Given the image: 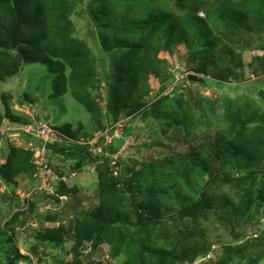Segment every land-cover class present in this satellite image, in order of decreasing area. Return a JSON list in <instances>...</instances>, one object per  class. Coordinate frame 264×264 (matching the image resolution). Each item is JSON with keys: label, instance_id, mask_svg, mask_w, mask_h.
I'll use <instances>...</instances> for the list:
<instances>
[{"label": "trees", "instance_id": "obj_1", "mask_svg": "<svg viewBox=\"0 0 264 264\" xmlns=\"http://www.w3.org/2000/svg\"><path fill=\"white\" fill-rule=\"evenodd\" d=\"M80 1L0 0V79L15 76L23 60L53 64V58L62 57L75 76L82 73L79 78L81 88L75 92V97L89 113L94 114L97 105L93 97L86 93L85 86L102 74L107 87L108 120L115 124L122 113L131 116L132 120L125 128L127 134L142 127L143 121L150 117L168 120L171 125L175 122L177 127L173 133L178 136L183 125H188V105H180L181 110H178L174 97L180 90V84L190 80L188 77L180 79L168 90L173 78L166 73L162 79L161 73L167 64L160 55L162 51L171 53L174 49L184 48L186 52L182 58H186L189 66L197 65V73L210 76L218 85H228L245 78L240 53L253 50L264 41V0H91L88 13L100 33L101 51H117L113 53L115 63L111 76L100 65L101 59L91 65L85 42L74 36L70 6L72 3L78 5ZM200 11L205 13L204 17L199 16ZM9 49L20 52L13 58ZM46 49L50 52L49 58L45 55ZM152 76L160 80L162 88L160 95L148 104L143 101V96L150 92ZM199 85L202 87L206 83ZM167 103L169 109L172 107L168 112L165 111L166 106L161 108ZM245 108L239 110L237 102L232 106L237 114L231 119L229 139L221 146L223 136L215 138L213 144L219 150L218 155H214L205 167L211 174L221 171L218 161L224 156L232 159L233 167L253 168L252 174L237 180L248 187L244 193L238 194L241 197L238 205L230 201L215 203L206 194L195 198L199 195L197 182H190L178 168L166 174V167L170 166L167 160L153 162V175L150 176L156 181H151L154 179L151 178L148 187L136 190L133 179L127 184L125 180L121 183L112 176L110 157H95L88 147L76 142L67 144L68 140H63L46 145L48 167L58 179L52 182V195L41 193L56 204H61L63 198L75 199L77 203L65 205L70 212L77 210L82 206L76 198L79 186L68 184L64 180L65 166L54 161L70 160L76 167L78 163L88 166L104 161L105 165L98 167L99 203L92 212H82L80 218L67 227H50L42 223L40 229L34 230L33 237L53 248L62 246L68 237L74 241L71 250L73 260L57 259L58 264H86L83 249L87 242L92 244V251L104 244L109 245L111 259L122 257V264H194L199 257L210 252L213 240L206 236L207 222L217 210H223V216L236 219V224H249L247 226L255 235L242 245L227 246L217 264L239 262L240 253H246L254 246H264V229L255 226L259 222L256 212L263 204L264 192L261 189L258 192L257 187L260 186L254 187L253 177L254 170L260 167L257 165L258 156L264 154V110L254 109L251 104L248 109ZM6 117L11 120L17 118L8 104ZM197 129L195 125L193 131L197 132ZM58 131L67 138L74 137L67 130ZM80 134L92 138L88 131L81 130ZM28 137L32 139L31 135ZM6 145L7 153L0 164V178L14 189L22 180L27 181L25 188L37 186L34 152L14 147L7 141ZM119 147L110 146L108 150L114 155ZM135 180L138 181V178ZM184 186L189 189V192L185 190L188 194L181 190ZM2 197L9 201L17 199L14 192ZM20 215L26 214L19 212L12 215L8 225L17 223ZM55 216L45 214L41 219L54 224L57 220ZM259 247L254 257H249L250 263L255 257L260 259L264 255V250ZM33 251L36 253V248ZM21 258L19 254L7 258L1 253L0 264H17Z\"/></svg>", "mask_w": 264, "mask_h": 264}, {"label": "rangeland", "instance_id": "obj_2", "mask_svg": "<svg viewBox=\"0 0 264 264\" xmlns=\"http://www.w3.org/2000/svg\"><path fill=\"white\" fill-rule=\"evenodd\" d=\"M90 1L82 0L78 2V5H73L71 2L70 18L75 28L74 36L85 42L86 53H89L88 61L91 65H95L101 59L100 65L113 76L115 63L113 53L117 51H101L100 33L88 13ZM198 14L205 16L203 11ZM132 17L135 18V15ZM263 46L264 41L255 49L240 53L245 78L241 82L233 81L228 85H218L210 76L197 73V65L189 66L186 58H182L186 52L184 48L174 49L171 53L161 52L160 55L167 62L165 71L161 73L162 79L166 73L171 74L173 78V81L168 83L170 85L168 90L185 77L189 79L190 76H195L199 79V81L190 80L180 84V90L174 97L178 110H181L180 105H188L186 108L189 110L186 119L189 121L188 125H183L180 136L173 133L177 127L175 122L171 125L168 120H159L154 117L145 119L142 127L133 130L130 134L125 133V128L130 124L131 116L122 113L118 122L111 124L106 114L107 87L102 74L95 76L93 82L85 86L86 93L93 97L97 105L95 113L91 114L75 97V92L80 91L81 88L82 81L79 78L82 73H77L75 76L65 59L55 57L53 64L43 61L30 63L23 60L15 76L0 79V164L7 153L6 141L14 147L26 150L27 142L30 140L27 133L29 126L33 124L38 127L40 124H48L57 130H67L74 136L68 137L70 141H67V144L83 142L93 156L110 157L112 176L121 183L125 180L127 184L133 179L136 190L148 187L150 179L154 178L150 176V174L153 175L151 171L153 162L167 160L170 166L166 167V174L171 173V169L178 168L181 175L187 177L186 179L190 182H197L196 189L199 195L195 198L199 199V196L206 194L215 203L230 201L238 205L241 200L238 194L248 187L247 184L241 185L237 180L252 174L253 168L233 167L232 159L224 156L221 157V161H218L221 171L211 174L205 167L214 155H218L219 150L213 144L215 138L223 136L221 146H224L229 139L230 124L233 123L231 119L237 114L235 112L237 106L234 107L235 111L232 110L236 102L239 104V110H245V107L248 109L250 104L254 109L264 110V50H261ZM19 52L18 49H9L10 56L13 58H16ZM45 55L50 57L48 49L45 50ZM149 83L150 92L143 96V101L148 104L160 95L159 90L162 88L160 80L154 76ZM199 83L203 85L206 83V85L201 87ZM7 104L17 117L15 120L6 117ZM165 106L167 112L172 109V107L168 108V103L161 108ZM195 125L198 126L197 132L193 131ZM81 130L90 132L92 138L82 136ZM117 145L120 146L118 151L111 155L108 148ZM203 146L205 147L202 148ZM263 156L264 154L258 156L257 165L260 167L254 170L253 176L254 187L260 186L257 187L258 192L260 189L264 192ZM54 162L65 166L68 184L79 186L80 192L77 193L76 198L81 201L82 206L73 212H70L67 206L77 203L75 199L63 198L61 204H56L54 200L44 197L45 194L52 193L53 188L50 185H47L44 191L32 193L34 187H24L27 181L22 180L14 189L0 178V255L3 253L7 258H12L19 254L23 259H19L17 264H58L57 259L72 261L74 256L71 252L74 245L72 239L67 236L68 239L66 238L62 246L53 248L36 240L33 237L34 230L40 229L42 223L50 227H67L70 223L74 224L82 212H92L93 207L99 203L97 200L98 167L100 164L105 165L104 161H96L88 166L78 163L77 167L70 160L56 159ZM135 178H138V181ZM152 180L156 181L155 178ZM238 184L239 187H237ZM181 190L184 193H187L185 190L189 192L186 186ZM13 192L17 199L13 198L9 201L2 197ZM259 208L256 212L259 222L255 223V226H259L262 230L264 229V200ZM19 212L26 215H20L17 223L8 225L10 217ZM45 214L56 215V222L52 224L41 219ZM247 225L249 224L242 225V222L236 224V219L224 217L223 210H217V213L207 222L206 236L213 240L211 250L207 255L199 257L194 264H217L224 256L227 246H239L249 238L255 237L251 227ZM258 247L254 246L246 253H240V261L232 264H264V255L260 259L255 257L251 263L249 261V257H254ZM34 248L36 253L33 251ZM259 248L264 250L263 245ZM83 250L86 264L123 263L122 257L118 260L111 259L110 246L107 244L92 251V244L87 242Z\"/></svg>", "mask_w": 264, "mask_h": 264}, {"label": "built area", "instance_id": "obj_3", "mask_svg": "<svg viewBox=\"0 0 264 264\" xmlns=\"http://www.w3.org/2000/svg\"><path fill=\"white\" fill-rule=\"evenodd\" d=\"M31 125L32 126H29V131H27V133L32 136V139L27 142V149H31L34 152V163L37 166L35 177L38 178L39 186L32 192L35 193L36 190H43L47 185H50L51 188H53L52 182L58 178V176L48 167L49 161L46 145L48 143L62 142L63 140L70 141V139L48 124H40L38 127H35L33 124ZM76 143L84 145L83 142ZM88 143L92 144L91 142ZM52 191L53 189L51 192Z\"/></svg>", "mask_w": 264, "mask_h": 264}, {"label": "clouds", "instance_id": "obj_4", "mask_svg": "<svg viewBox=\"0 0 264 264\" xmlns=\"http://www.w3.org/2000/svg\"><path fill=\"white\" fill-rule=\"evenodd\" d=\"M58 179V178H57ZM64 180H66V175H65V177H64ZM39 185H37V186H34V190L35 189H37V187H38ZM39 192L40 191H44V190H38ZM36 192H37V190H36ZM47 192V191H46ZM38 193V192H37ZM48 193V192H47ZM54 193V189H53V191H52V193H48L49 195H52Z\"/></svg>", "mask_w": 264, "mask_h": 264}, {"label": "water", "instance_id": "obj_5", "mask_svg": "<svg viewBox=\"0 0 264 264\" xmlns=\"http://www.w3.org/2000/svg\"><path fill=\"white\" fill-rule=\"evenodd\" d=\"M189 80H191V81H199V79L197 77H195V76H190ZM201 82H203V81H201Z\"/></svg>", "mask_w": 264, "mask_h": 264}]
</instances>
